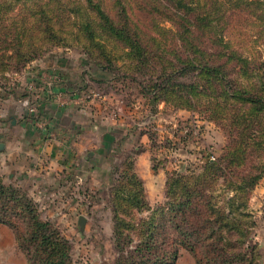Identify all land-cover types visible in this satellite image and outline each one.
I'll return each mask as SVG.
<instances>
[{
  "label": "rangeland",
  "instance_id": "1",
  "mask_svg": "<svg viewBox=\"0 0 264 264\" xmlns=\"http://www.w3.org/2000/svg\"><path fill=\"white\" fill-rule=\"evenodd\" d=\"M94 2H104L103 7L111 25L115 29H124L140 50H131L121 39H117L109 31L106 21L98 24L96 13L90 6L78 8L85 15L84 21L90 22L93 36L87 38L77 30L75 23L70 30V23L63 18V14L66 9L76 11V3L82 6L84 0H75L71 8L67 0H0V71H4L0 72V111L13 100L7 97L8 94H15L18 99L21 98V103L26 98L27 103L22 104L20 113L24 119L27 111L36 104V99L41 97L38 89L28 90L27 84L37 86L44 81L43 75L58 73L64 81L70 79L74 90L83 94L87 109H84V114L88 113L92 123L96 122L101 127L110 120L115 124L113 128L119 129L120 135L125 133L133 139L122 146L123 152L119 156L109 159V163L101 162L105 173L97 176L86 167V171L75 174L81 178L79 182L75 175L57 172L56 178L61 176L62 180L53 182L47 174L43 183L36 187L32 180L29 181L32 179L29 176L14 180L0 172L4 189L10 188L15 197L22 201H32L35 204V217L42 223H50L52 230L67 243L71 264H115L119 255L133 259L135 247L144 241L142 235L133 230H141L147 226L145 223H153L160 229L154 245L176 243L175 247L178 246L179 241L184 239L182 236L187 226L179 221V228L174 231L171 203L183 199L169 194L165 182L172 172L179 169L188 177L202 176L205 172L204 162L211 156L220 167L226 164L227 122L201 107L195 111L179 110L174 107L177 102L171 99L170 103H153L147 94L143 95V88L154 83L162 71L176 69L182 60L192 56L190 47L181 46L177 33L182 23L179 18L183 10L181 0ZM220 11L223 14L216 11L211 16L213 28L217 27L214 32L218 36L214 35L215 39L227 33L228 24L237 32L231 36L226 34L239 43L235 48L241 45V28L259 36L264 35L260 31L264 30V26L241 24L239 19L230 22L227 19L230 15L228 9L222 7ZM53 13L59 19L53 18ZM190 15H187L189 19L192 17ZM53 23L57 25L55 32L44 30ZM61 30L65 32L61 33ZM67 30L70 31L66 33ZM188 39L191 40V37ZM255 49L261 61H264V40L259 41ZM235 65L241 66L239 63L232 64L226 70L233 88L241 86V76ZM191 81L190 75L179 79L173 77L171 80L175 83ZM91 109L95 111L88 112ZM37 118L43 122L41 114ZM184 129H187L186 133H183ZM130 161L134 169L137 162L138 175L144 180L143 203L149 206V210L141 204L125 207V199H115L120 187L125 193L136 191L135 185L118 183L125 164ZM255 162V157H251L244 161V166L255 165ZM242 169L241 164L236 167V177H243L245 172ZM225 172L228 173L229 169ZM232 180H235L234 176ZM224 183L220 178L213 193L216 205L225 206L224 214L234 218L237 213L229 211L227 203L233 197H238L235 205L239 207L237 212L241 211L238 221L247 232L243 239L244 246L256 247L255 258L249 262L264 264V174L252 191L241 196L227 190ZM20 203L9 201L8 191L0 196V264L33 262L27 254L28 249L20 247L16 238L17 232L30 233L34 226L28 211L20 207L24 202ZM121 203L123 205L118 216L123 222L119 227L123 233L120 245L124 252L118 249L113 232L114 210ZM79 216L87 220L82 230L77 224ZM183 243L188 241L184 240ZM178 248L175 257L167 260L169 264H196L190 250ZM137 264L144 263L137 259ZM147 264L167 263L154 260Z\"/></svg>",
  "mask_w": 264,
  "mask_h": 264
},
{
  "label": "trees",
  "instance_id": "2",
  "mask_svg": "<svg viewBox=\"0 0 264 264\" xmlns=\"http://www.w3.org/2000/svg\"><path fill=\"white\" fill-rule=\"evenodd\" d=\"M67 1L70 8L75 4V0H73L74 2ZM84 2L82 6L76 3V11L66 9L63 14V18H66V21L70 23V30L75 23L77 30L84 33L87 38L93 36L94 30L90 22L84 21L85 15L78 8L90 6L96 13L95 19H98V24L100 21H106L109 23V31L117 39H121L131 50H140L139 45L133 43L124 29H115L111 25L109 15L103 7L104 2L95 3L94 0H84ZM181 3L180 7L183 10L179 18L182 23L181 27L177 29V33L180 36L181 46L183 48L190 47L192 56L182 60L176 69L162 71L154 83L148 88H143L145 91L143 95L147 94L153 103H170L171 99V101L177 102L174 107L179 110L191 109L195 111L201 107L206 112L217 114L222 121L227 122L229 129L226 130V164L225 167H220L215 160H208L204 163V174L197 178L185 176L180 173V169L172 172L165 182V188L175 198L181 196L183 199L180 202L173 201L171 203L173 208L171 221L176 228L174 231L178 230L179 221L187 226L182 236L184 239H181L176 247V243L154 245L160 229L153 226V223H145L147 226H143L141 230L136 228L133 230L142 235L141 238L144 240L142 244L135 247L133 259L129 260L119 255L115 264H137V259H140L144 264L154 260L166 261L169 264L167 260L169 257L172 259L175 257L179 250L178 247L190 250L196 264H252L256 247L244 246L243 239L247 232L242 229L241 222L238 221V217L241 215V211L237 212L239 207H235L238 197H233L227 203L229 211L237 213L234 218H231L224 214L225 206L218 207L216 205L217 201H215L213 193L216 191L219 179L222 178L223 182H226L224 184L227 190L241 196L243 193L252 191L254 185L264 174V61H261L255 49L256 44L264 40V35L259 36L241 28V45L237 49L235 46H239V43H235L226 36V34L231 36L237 33L234 31V27L228 24L227 33L215 39V36H218L214 32L217 27L213 28L211 16L216 11L223 14L220 10L225 7L226 10L228 9L227 12H230L227 18L230 22L239 19L241 24L264 26V0H181ZM188 14L192 15V17L190 15V19ZM52 17L59 19L56 13H53ZM219 19L221 18L219 17ZM55 24L53 23L51 27L44 30L55 32L57 26ZM67 27L69 28V26ZM70 30H67L66 33ZM260 31L264 33V30ZM64 32L61 30V33ZM189 37L191 40L188 39ZM214 45L215 48H213ZM238 63L241 66L235 65V69L239 70L241 86L233 88L228 80L226 70L230 65ZM189 75L192 78L190 83L171 82L173 77L179 79ZM251 157H255V165L244 166V161ZM240 164L245 174L238 178L234 174V170ZM232 167L233 170L230 171ZM228 169L229 172L226 173L225 170ZM232 176L235 180H232ZM118 183L127 186L135 185L136 191L130 193L126 191L125 193L124 189L120 187L115 194V199L119 201L125 199V207L141 204L146 210H149V206L143 203L145 200L143 182L135 173L131 161L125 164ZM6 189L1 185L0 180V196L6 195L8 191L9 201L24 202L20 203V207L23 206V209L28 211L34 222L30 233H16L19 246L25 250L28 249L27 254L31 256L32 264H71L67 243L59 238L55 230H52L50 223H42L36 218L35 204L27 199L22 201L15 197V193L10 188ZM122 205V203L119 204L118 208L114 210L113 232L118 249L124 252L120 245L123 233L119 227L123 222L118 216ZM179 207H184V209L181 210ZM137 210L139 211V209ZM228 219H233V221ZM184 240H187L188 243H183ZM30 248L31 250H29Z\"/></svg>",
  "mask_w": 264,
  "mask_h": 264
},
{
  "label": "crops",
  "instance_id": "3",
  "mask_svg": "<svg viewBox=\"0 0 264 264\" xmlns=\"http://www.w3.org/2000/svg\"><path fill=\"white\" fill-rule=\"evenodd\" d=\"M72 86L70 79H62L60 84L53 86L50 95L41 91L44 98L40 100L38 113L47 124L44 129L35 127L32 121L20 116L22 104L27 103L26 98L21 103V98L8 94L7 97L14 101L10 100L0 111V144H3L0 152L1 174H8L14 180L29 176L32 178L29 181L32 180L36 187L43 183L47 174L53 182H57L63 177L56 178L55 173L74 176L86 171V167L91 173L101 176L105 173L101 162L119 156L123 152L122 146L133 141L130 135H120L119 129L113 128L115 124L110 120L101 127L96 122L92 123L88 113L84 114V109H87L83 94L76 92ZM137 167L136 162L135 173L144 186ZM74 178L81 181L78 175Z\"/></svg>",
  "mask_w": 264,
  "mask_h": 264
},
{
  "label": "built area",
  "instance_id": "4",
  "mask_svg": "<svg viewBox=\"0 0 264 264\" xmlns=\"http://www.w3.org/2000/svg\"><path fill=\"white\" fill-rule=\"evenodd\" d=\"M43 78H44V81L38 83V85L36 86V84H32L30 83L28 85V90H31V91H34L36 89H38L40 91V94H41V91L43 92H47L48 95H50L52 93V89H53V86L54 85H58L62 82V78L61 76L58 74V73H49V75H43ZM46 78V79H45ZM49 80V81H47ZM47 95V96H48ZM42 96L41 97H38L35 101V105L34 107H31L28 111H27V116L26 119H29L30 121H32L33 125L39 129H44L46 128L47 124H45L44 122H41L38 120L37 116H38V111H39V107H40V100L42 99ZM97 97V95H95ZM44 98V96H43ZM56 98V96H55ZM101 98V97H99ZM85 99V98H84ZM186 130L187 129H184L183 130V133L185 132L186 133ZM214 161L215 158L214 156H211L209 157L208 159L205 160L206 161ZM204 162V163H205Z\"/></svg>",
  "mask_w": 264,
  "mask_h": 264
},
{
  "label": "water",
  "instance_id": "5",
  "mask_svg": "<svg viewBox=\"0 0 264 264\" xmlns=\"http://www.w3.org/2000/svg\"><path fill=\"white\" fill-rule=\"evenodd\" d=\"M2 149H3V144H0V152L2 151ZM86 221H87L86 218H84L83 216L78 217L77 224L81 230L84 228Z\"/></svg>",
  "mask_w": 264,
  "mask_h": 264
}]
</instances>
